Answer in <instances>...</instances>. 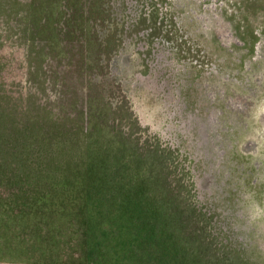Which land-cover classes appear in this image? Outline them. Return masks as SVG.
<instances>
[{"label":"rangeland","instance_id":"1","mask_svg":"<svg viewBox=\"0 0 264 264\" xmlns=\"http://www.w3.org/2000/svg\"><path fill=\"white\" fill-rule=\"evenodd\" d=\"M105 2L95 54L70 9L53 29L44 14L29 18L31 0H0V112L17 125L23 110L27 123L52 113L60 125L47 133L60 135L92 114L118 137L158 144L169 179L205 215L207 240L264 264V0ZM54 179L61 196L80 194L73 171ZM60 198L47 219L0 191V264H81Z\"/></svg>","mask_w":264,"mask_h":264},{"label":"trees","instance_id":"2","mask_svg":"<svg viewBox=\"0 0 264 264\" xmlns=\"http://www.w3.org/2000/svg\"><path fill=\"white\" fill-rule=\"evenodd\" d=\"M31 3L29 18L44 14L53 29L70 9L67 23L75 21L86 44L101 53L100 30L109 18L105 0ZM4 92L0 88V96ZM5 112H0V191L16 198V208L44 207L47 219L54 217L52 203L61 197L63 215L82 237L81 264H249L233 248L207 240L205 215L169 179L167 157L158 144L145 148L118 137L107 118L92 114L85 130L82 124L78 133L60 135L57 129L47 133L45 125H60L52 113L48 123L40 115L27 123L23 110L26 121L17 125ZM66 171L82 182L75 198L53 188L55 174Z\"/></svg>","mask_w":264,"mask_h":264}]
</instances>
